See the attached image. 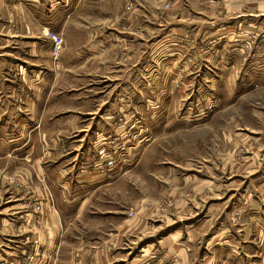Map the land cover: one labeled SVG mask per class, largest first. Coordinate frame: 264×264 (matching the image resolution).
Listing matches in <instances>:
<instances>
[{
  "label": "crops",
  "instance_id": "1",
  "mask_svg": "<svg viewBox=\"0 0 264 264\" xmlns=\"http://www.w3.org/2000/svg\"><path fill=\"white\" fill-rule=\"evenodd\" d=\"M101 3L104 0H0V264H21L37 246L40 257L32 264H78L76 256L79 264H251L249 255L264 256V106L252 113L253 119L228 121L219 129L222 149L218 143L208 145L210 136L203 146L199 137L190 139L195 125L186 115L180 117L179 106L192 80L218 78L213 72L203 73L196 66L188 71L192 66L187 61L171 58L168 62L175 65L161 73V88L146 91L148 99L161 91L164 97L162 142L169 153L163 199L170 208L162 226L148 235L125 228L118 199L101 195L120 182L92 168L91 143L103 138L106 129H98L106 125L96 114L89 115L107 100L92 103L88 91L59 89L53 71L62 62L73 64L86 50L138 42L132 34L106 33L98 25L105 22L98 16L108 14ZM71 26L79 31L76 37L69 33ZM48 27L64 35L65 48L75 57L53 58ZM101 50L87 55L88 60L105 67L100 76L108 69L111 79H122L125 62L117 57L104 61L106 52ZM231 65L227 79L249 80L253 73L264 78V71L252 70L264 62L233 60ZM155 74L148 68L131 76ZM91 126L96 130L93 139L84 130ZM78 129L84 132L77 149L70 139ZM95 195L97 205L92 203ZM40 208L42 213L35 215ZM73 218L82 220L86 239L65 235L63 220ZM156 245L175 252L174 258L165 252L164 260L155 259Z\"/></svg>",
  "mask_w": 264,
  "mask_h": 264
},
{
  "label": "rangeland",
  "instance_id": "2",
  "mask_svg": "<svg viewBox=\"0 0 264 264\" xmlns=\"http://www.w3.org/2000/svg\"><path fill=\"white\" fill-rule=\"evenodd\" d=\"M101 5L108 14L98 16L105 21L98 25H103L106 33L120 30L124 31L125 35L132 34L138 39L135 45L119 43V46L98 48L106 52L102 60L117 57V60L121 58L122 62H125L122 67V79H111L108 69L107 75L103 73L100 76L98 72L104 71L105 67L87 58V55H96L94 50L98 49L86 50V55L82 52L84 55H78L76 58L78 60L71 65L63 62L62 65H55L56 69L53 71L59 89L88 91L92 103H98V100L103 98L107 100V104L99 111L89 115L91 118L96 114V119L104 120L106 128L98 130L106 129L105 137L117 143L121 142V145L131 137L135 147L128 150L124 156L115 153L120 160L113 169L101 173L104 168L95 167L94 163L92 168L101 174L111 173L113 176L108 177V180L120 178V182L114 188L102 191L101 195L103 197L114 195L118 199L116 202L121 204V214L126 218L125 228L135 229L140 235H148L158 224L162 226L161 220L168 213L170 205L168 200L163 199L166 194L162 180L163 169L168 162L166 157L169 153L162 142L164 97L161 91L148 99L147 88L155 87V91L161 88V73L170 71V66L175 65L168 62L171 58L187 61L188 65L192 66L187 67L188 71H194L193 67L196 66V69L203 73L213 72L218 78L206 79L204 75L202 79L192 80L191 85L187 86L186 101L179 106L178 114H183L180 117L186 115V119L195 125V128L191 129L193 133H190V139L199 137V142H202L203 146L210 136L208 145L218 143L222 149V141L217 140V136L220 137L224 125L236 119L243 121L253 119L252 113H256L260 106H264V78L253 73V79L231 80L227 79L225 74L230 71L233 60L247 61L251 65L264 62V0H104V4ZM85 26L82 24L81 30H84ZM193 26H198L197 31ZM76 29L75 26L70 27L69 33L72 37L78 35L79 31ZM119 40L123 41V38ZM70 51L72 49L63 45L56 58L53 46L51 48L56 61H61L64 57L66 59L75 57ZM195 57L198 61L196 65ZM147 60L151 61L148 68H153L156 74L148 77L143 75L137 79L131 76L137 71L146 72ZM133 61L137 64H131ZM253 66L256 69L252 70L264 71V66ZM19 71L17 69L14 72L19 75ZM233 71L238 72V68ZM221 75H224L223 79L220 78ZM194 87L196 89L191 90ZM138 90H142V93ZM118 92L122 94L119 95ZM82 120H84L82 124L86 123V126L89 124V119L84 117ZM212 124L218 128L212 129L210 127ZM84 130L89 133L90 138L95 137L96 130L93 126L85 127ZM84 130L78 129L71 134L70 140L76 148L83 140L81 134ZM94 144L95 141L94 149L91 143L90 151L95 162L99 154ZM115 189L118 190L114 191ZM97 195L92 198V203L96 205L100 202ZM33 212L38 216L42 209ZM152 218H157L154 223ZM63 221L65 235L87 238L81 235L82 220L73 218ZM156 246L158 247L154 249L155 259L160 257L164 260L166 253L170 259L174 258L175 252L165 251L161 246ZM37 248L30 251L31 253L28 252L20 263L32 264L38 261L40 248L38 246ZM79 258L80 256H76L78 264ZM249 258L251 264H264V256L249 255Z\"/></svg>",
  "mask_w": 264,
  "mask_h": 264
},
{
  "label": "built area",
  "instance_id": "3",
  "mask_svg": "<svg viewBox=\"0 0 264 264\" xmlns=\"http://www.w3.org/2000/svg\"><path fill=\"white\" fill-rule=\"evenodd\" d=\"M47 35L52 40L53 54L57 58L64 45V37L61 33L56 32L53 29H48ZM131 140V137H129L128 141H124L121 145V142L117 143V141L110 140L105 136H103V138H98L95 144L97 146L99 158L94 162V166L98 168L103 167L104 170L101 173H106L113 169L119 163L120 159L118 158V155L124 156L128 150L135 147ZM115 153L118 155H115ZM122 162H124V160ZM131 214H133V212H131Z\"/></svg>",
  "mask_w": 264,
  "mask_h": 264
}]
</instances>
